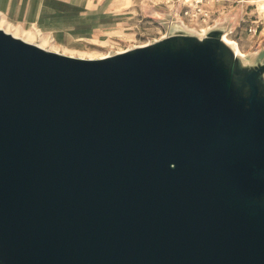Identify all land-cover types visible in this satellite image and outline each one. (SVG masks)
Wrapping results in <instances>:
<instances>
[{
	"label": "water",
	"instance_id": "95a60500",
	"mask_svg": "<svg viewBox=\"0 0 264 264\" xmlns=\"http://www.w3.org/2000/svg\"><path fill=\"white\" fill-rule=\"evenodd\" d=\"M223 33L83 59L0 29V264H264V60Z\"/></svg>",
	"mask_w": 264,
	"mask_h": 264
},
{
	"label": "rangeland",
	"instance_id": "374dc122",
	"mask_svg": "<svg viewBox=\"0 0 264 264\" xmlns=\"http://www.w3.org/2000/svg\"><path fill=\"white\" fill-rule=\"evenodd\" d=\"M257 1L238 0L234 6H239V9L233 10L230 16L226 17L217 12L212 13L210 7H206L210 1L203 0L200 6L209 12V18L203 19L196 14L193 6L189 7L192 0L186 3L184 0H140V2L138 0V2L132 1V4L130 0L123 13L112 16L108 23H103L104 30L97 32V37L73 38L66 41L53 39L54 42L49 41L41 47L73 57L99 58L111 52L148 45L167 35L170 27L177 25L183 28L184 24L193 33L202 29L222 28L223 35L225 34L229 40L237 44L240 52L246 55L249 62L257 59L264 60V10L259 9L260 2L257 4ZM185 11L188 12L187 15H184ZM2 21L19 27L17 26L19 24L12 22L1 11L0 0V28L13 32ZM29 32L34 36L28 41L41 45L42 41H38L35 37L37 33ZM259 32L262 33L260 36ZM16 36L25 38L20 32L16 33Z\"/></svg>",
	"mask_w": 264,
	"mask_h": 264
},
{
	"label": "crops",
	"instance_id": "0c3cea01",
	"mask_svg": "<svg viewBox=\"0 0 264 264\" xmlns=\"http://www.w3.org/2000/svg\"><path fill=\"white\" fill-rule=\"evenodd\" d=\"M132 1L138 2L131 0V4ZM205 1H210L206 7H210L212 13L217 12L226 17L233 10L239 9V6H234L238 0ZM263 1L258 0L257 4ZM128 2L130 0H1V11L6 17L19 24V27L30 29L2 22L12 29L13 32L10 33L16 36L20 32L27 41L34 36L29 31L37 33L35 37L42 41L40 46L54 40L92 39L97 37V32L104 30V22L108 23L112 16L124 12ZM260 34L262 33L259 32V36Z\"/></svg>",
	"mask_w": 264,
	"mask_h": 264
},
{
	"label": "bare ground",
	"instance_id": "6f19581e",
	"mask_svg": "<svg viewBox=\"0 0 264 264\" xmlns=\"http://www.w3.org/2000/svg\"><path fill=\"white\" fill-rule=\"evenodd\" d=\"M258 6H259V9L264 10V1H263V2H260V4H258ZM173 18H174V17H173ZM175 21H176V20H175ZM169 24H170V23H169ZM176 26H177V25H176ZM181 27H182V26H181ZM183 28L189 31V29H188L186 26H184V24H183ZM0 29L3 30L5 33H8V34L12 35V36L15 37V38H19V39H21V40H23V41H25V42H27V43H31V42H29V41H27V40H25V39H23V38H21V37H17V36H15V35H13L12 33L5 31V30L2 29V28H0ZM206 33H207V30H206V29H202V30L196 32L195 34H196L197 37L201 38V37H203ZM226 34H227V33H226ZM222 40H223V42H224L226 45H228V46L233 50V52H234L238 57H240V58H242L243 60H246V61L248 60L247 57H246V55L240 52V50H239L237 44H236L235 42L229 40L225 34L222 36ZM31 44H34V45H36V46H38V47H40V48H42V49H46V48H44V47H41V46H40L39 44H37V43H31ZM143 46H145V45H143ZM134 47H142V46H134ZM134 47H132V48H134ZM129 49H131V48H128V49H126V50H129ZM46 50H48V49H46ZM126 50L116 51V53H123V52H125ZM48 51H49V50H48ZM50 51H51V50H50ZM52 52L60 53V52H57V51H52ZM60 54H63V53H60ZM63 55H65V54H63ZM108 55H109V54H107V55H105V56H102V57H99V58H83V59H102V58L107 57ZM72 57H73V56H72ZM77 58H81V57H77ZM254 58H256V57H254Z\"/></svg>",
	"mask_w": 264,
	"mask_h": 264
},
{
	"label": "built area",
	"instance_id": "2783aa9c",
	"mask_svg": "<svg viewBox=\"0 0 264 264\" xmlns=\"http://www.w3.org/2000/svg\"><path fill=\"white\" fill-rule=\"evenodd\" d=\"M190 0H184V2H188ZM202 0H192L191 5L193 6V9L195 10L196 14H199V16H201L203 19L209 18V12L205 11L204 9H202L201 5ZM188 12L185 11L184 15H187ZM193 17H195V15H193ZM249 31H251V29H249ZM253 32L255 33V30H253Z\"/></svg>",
	"mask_w": 264,
	"mask_h": 264
}]
</instances>
